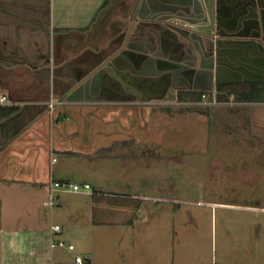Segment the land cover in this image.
<instances>
[{"label":"crops","instance_id":"obj_1","mask_svg":"<svg viewBox=\"0 0 264 264\" xmlns=\"http://www.w3.org/2000/svg\"><path fill=\"white\" fill-rule=\"evenodd\" d=\"M119 1L0 0V95L9 100L0 103V191L24 192L29 209L23 216H0V264H64L50 249L51 222L63 228L68 221L101 223L110 231L125 215L137 225L149 215L153 223V249L137 251L135 264H264V203L232 206L243 214L222 221L219 247L211 249L210 226L205 231L197 217H209L199 207L214 202L194 204L197 212L167 200L146 212L141 204L101 193L123 183L107 188L99 176L105 159L123 166L131 159L136 167L141 155L123 145L124 151L101 146L81 155L69 144L84 133L79 128L97 126L88 111L178 108L213 122L222 137L234 140V149L251 160L250 172L234 168V183L258 192L264 181V0ZM182 95L202 99L180 101ZM107 119L103 126L111 124ZM52 171L66 188L50 210L44 202ZM81 171L91 177L77 178ZM76 180L92 190H70L67 185H78ZM165 219L173 234L166 249L154 225ZM191 220L197 235L187 229ZM66 236L63 229L59 239ZM84 258V264L92 263Z\"/></svg>","mask_w":264,"mask_h":264},{"label":"rangeland","instance_id":"obj_2","mask_svg":"<svg viewBox=\"0 0 264 264\" xmlns=\"http://www.w3.org/2000/svg\"><path fill=\"white\" fill-rule=\"evenodd\" d=\"M130 112L129 110L109 111L106 108L88 111L86 114L91 121L98 123L97 126L88 129L83 126L79 128L84 131L83 134L81 132V135L69 139L71 147H76L81 155L96 152L101 146L116 147V151H124L125 148L119 149V146L123 145L126 150H133L137 155L149 156V158H137L140 164L136 167L132 165L131 159L124 160V166L121 160L117 162L109 158L105 159L101 168L103 172L99 176L102 178L105 176L106 187L115 185L116 180H121L123 187L101 188V193L107 196L114 194L124 198L122 200L128 201L131 205L141 204L146 212L145 208L154 209L156 206H163L169 203L167 200H173L178 205L191 206L197 212L201 208L202 212L206 211L205 215H210L197 217V220L205 231L210 226L211 249L216 245L217 248L219 247L222 221L234 220V217L243 214L232 206L244 207L243 205L249 201L251 205H263V180L257 184L258 192L248 190L245 184L234 183V168L235 172L239 169L246 170V173L250 172L251 160L242 156L241 150L234 149V140L225 142L226 138L220 135L221 130L213 122L198 121L196 116L192 117L188 111L173 107L158 111L143 109L136 113ZM104 118L111 119V124L106 123L107 125L103 126ZM109 135L119 137L121 140L125 138L126 141L136 138L137 143L130 141L125 145L126 143L115 142V139L110 141L107 137ZM216 137H222L223 141L209 142L213 140L210 138ZM101 139L104 142L100 145ZM110 156L113 157V153ZM85 160L87 159H80L79 162L87 164ZM99 161L102 162L98 160L95 164L98 165ZM63 162L65 163L64 160ZM81 176L91 177L84 174V171L76 174L77 178ZM93 180L96 183L97 177ZM71 182L74 183L73 180ZM75 182L79 186L84 185L81 180ZM67 186L72 190L69 184ZM13 190L19 189L13 188ZM23 193L12 190L0 191V216L26 215L29 209L24 205ZM69 201H73V197ZM207 201L215 204L207 208L205 207ZM73 202L75 204L76 200ZM198 202L205 206L199 208L194 206ZM55 209L56 219L58 208ZM99 218L102 220L101 214ZM121 218V223L111 224L110 231L101 223L89 224L84 221L73 225L69 221L65 222L62 232L65 229L67 236L63 239L73 243L76 251L70 253L65 249H55L56 261L70 264L75 256L80 254L83 258L85 256L91 258V264H135L137 251L150 254L153 249L150 234L153 223L150 221V216L143 215L138 225L133 217L129 218L125 215ZM170 221L165 219L154 224L158 227L156 232L161 248L166 249L173 245ZM191 221L187 229L193 235H197L198 230L191 227L193 220ZM175 223L177 224V221ZM198 242L202 243L200 237ZM199 243H197L198 247L201 246ZM256 244L262 245L260 240H257Z\"/></svg>","mask_w":264,"mask_h":264},{"label":"built area","instance_id":"obj_3","mask_svg":"<svg viewBox=\"0 0 264 264\" xmlns=\"http://www.w3.org/2000/svg\"><path fill=\"white\" fill-rule=\"evenodd\" d=\"M0 103L1 104H7L8 103V98L4 95H0ZM56 101H51L50 102V109L53 110L56 106ZM57 162V158L54 157L52 159V165ZM51 184L49 187V192H48V199L44 202V206L49 208L50 210H53V208L56 206V201H57V195L58 193L63 190L65 185L53 178V171L51 174ZM72 187V190L75 192H79L83 189L85 190H91V186L89 184H84L83 187L79 185H70ZM62 233V227L61 225L57 224L56 222H51L50 225V249L52 251H55V249H65L68 252L74 253L76 251V246L74 244H68L64 240L59 239V235ZM75 263L76 264H84L85 259L80 256L76 255L75 256Z\"/></svg>","mask_w":264,"mask_h":264},{"label":"trees","instance_id":"obj_4","mask_svg":"<svg viewBox=\"0 0 264 264\" xmlns=\"http://www.w3.org/2000/svg\"><path fill=\"white\" fill-rule=\"evenodd\" d=\"M263 29H264V14H263ZM263 40H264V37H263ZM203 97H206V96H203ZM188 98V99H187ZM191 100V102H198V101H201V99L202 98H200V100H199V98H196V97H194V96H191V98H190V96L189 97H186V96H181L180 97V101H183V100Z\"/></svg>","mask_w":264,"mask_h":264},{"label":"flooded vegetation","instance_id":"obj_5","mask_svg":"<svg viewBox=\"0 0 264 264\" xmlns=\"http://www.w3.org/2000/svg\"><path fill=\"white\" fill-rule=\"evenodd\" d=\"M115 2L117 3V2H120V1H119V0H115ZM121 3H122V2H121ZM121 3H120V4H121ZM117 5H119V3H117ZM123 5H124V4H123ZM210 139H213V140H209V142H211V143H212L213 141H215V142H216V141H223V140H221V139L217 140L216 138H210ZM224 141H225V142H229L230 140L227 139V140H224ZM142 153H143V152H142ZM141 156H142V155H141ZM146 157L149 158L148 155H147ZM146 157L142 156V158H146Z\"/></svg>","mask_w":264,"mask_h":264},{"label":"bare ground","instance_id":"obj_6","mask_svg":"<svg viewBox=\"0 0 264 264\" xmlns=\"http://www.w3.org/2000/svg\"><path fill=\"white\" fill-rule=\"evenodd\" d=\"M9 101V100H8Z\"/></svg>","mask_w":264,"mask_h":264}]
</instances>
